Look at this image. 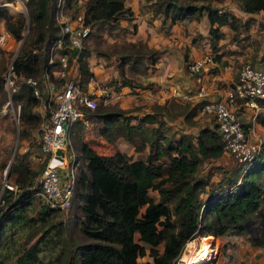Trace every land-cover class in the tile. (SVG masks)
I'll return each mask as SVG.
<instances>
[{
	"label": "trees",
	"instance_id": "obj_1",
	"mask_svg": "<svg viewBox=\"0 0 264 264\" xmlns=\"http://www.w3.org/2000/svg\"><path fill=\"white\" fill-rule=\"evenodd\" d=\"M221 1L162 0L160 7L163 16L168 15L169 22L183 18L197 20L204 14L209 23L210 44L215 48L214 40L221 36L219 25L228 23L234 27L236 23H246L239 16L216 4ZM232 2L237 9L246 13L264 9V0ZM23 3L26 14L20 13L10 19L11 15L6 8L0 6V18L4 19L7 32L15 38L20 36L23 29H27L24 42L27 37L26 41H30L37 48V52H32L30 45L26 47L22 44L11 60L15 85L14 92L11 91L12 99L18 105L14 115L19 124L36 126L37 122L39 125L47 116L42 78L43 73L47 72L48 77L54 79L50 64L46 61L48 47L58 35V27L54 22L55 0H25ZM80 5L76 0L72 4L66 0L65 8L73 13L80 9ZM131 14L123 0H91L84 6L83 21L91 26L92 23L102 20L129 18ZM63 43H66V39H63ZM84 48V44L78 51L74 47L66 48L70 56L76 55L75 80L83 86L92 75L83 56ZM119 71L122 75V70ZM4 73H0L1 92H4ZM26 76L37 77L40 98L33 95L31 85L24 79ZM16 81H20L18 86ZM120 84L134 85L125 76H121ZM3 100L2 95L0 103ZM38 102L45 112L41 118L33 110ZM199 107L200 103L197 106L191 105L189 110L182 107L180 113L188 121L189 116L199 110ZM89 111L92 115L103 116L100 133L107 140L113 139L120 129H125L123 135L131 140L134 132L139 130L141 143L148 140V150L144 157L132 158L123 151L112 154L97 153L86 142H79L78 153L82 164L80 167L77 165L73 195L76 191L80 199L79 227L87 240L76 244L74 253L65 264H175L184 242H188V238L198 233V230L214 235L241 234L246 230L245 219L251 218L250 211L256 210L259 217L261 216L262 211L257 207L264 188L259 182V174L263 172V167H258L257 164L262 163L259 155L246 167L236 163L239 174L222 185L217 183L218 187L210 190L212 194L206 200V209L214 218L212 222L206 221L204 230L200 228L197 195L207 178L196 176L194 172L203 158L217 157L223 152L219 135L213 125L200 127L194 139L187 133L179 132L172 139L174 144L170 147L171 140L158 126L163 120L150 112L144 113L136 122L131 123L128 116L121 120V112L112 107H103L96 103L93 108H84V116ZM145 121H154L156 124L147 128L148 133L141 134L146 129L143 126ZM165 139L167 144L164 147L159 146L161 149L157 148L155 143ZM162 150L167 151V162L158 160ZM8 169L9 173H14L11 178L13 187L9 188L6 180L0 186V222L5 220V224L9 222L8 225L12 226L16 220L22 218L12 214V207L22 210V204L33 196L34 187L30 186L34 184L41 169L38 173L33 171L17 158L16 152ZM249 169H252L253 175L246 174ZM230 172L231 170L227 171L226 175ZM149 189L155 190L157 194H150ZM44 206L48 210H55ZM5 224L0 226V234ZM134 234H137L140 242L134 239ZM201 235L203 234L199 236ZM247 238L252 244L263 241L253 235ZM159 243L161 248L157 247ZM77 252L79 257L75 261ZM143 254H147L150 260L137 263L136 256ZM17 260L42 264L32 245L25 249L23 255H18ZM45 263L51 264L50 260Z\"/></svg>",
	"mask_w": 264,
	"mask_h": 264
},
{
	"label": "rangeland",
	"instance_id": "obj_2",
	"mask_svg": "<svg viewBox=\"0 0 264 264\" xmlns=\"http://www.w3.org/2000/svg\"><path fill=\"white\" fill-rule=\"evenodd\" d=\"M24 1L0 0V6L5 7L11 15L10 19H13L17 14H26L21 11V3L25 9ZM89 1L91 0H76L79 5L81 4L79 8L82 10ZM69 2L72 4L73 0ZM161 2L162 0H123V4L132 12L131 17H118L92 23L90 33L84 41L83 56L88 69L92 72L88 81L93 95L96 96L97 104L120 111L121 120L124 116H128L131 123L136 122L146 112L161 118L163 123H159L158 126L161 132L167 134V138L171 140L169 146L172 147L174 144L172 139L179 132L187 133L194 139L200 127L213 125L211 116L201 111L200 107L189 116L188 121L180 113L182 107L189 110L191 105L197 106L200 103L199 100H183L169 94V86L172 82L185 84L180 81V72L187 74L185 63L193 59V56L189 54L190 49L193 50V47H196L201 54L208 53L211 60L217 64L208 63L207 71H221L220 74L227 80L224 83L229 85L242 63L264 61V9L246 13L237 9L232 0L216 3L226 11L239 16L242 21L245 20L246 23H236L234 27L228 23L219 25L221 36L214 40L215 48H213L209 40V23L204 14L197 20L183 18L169 22L168 15L164 17L162 14ZM0 31L6 34L4 44L0 45V73L2 74L12 54H15L22 44L26 47L30 45L29 49L32 52H37V48L32 46L30 41H26L27 37L24 42L27 29H23L20 36L15 38L5 29V21L2 18H0ZM75 71L76 64L73 73ZM121 76L127 77L134 85L120 84ZM16 83L18 86L20 81ZM3 88L4 92L0 91V98L2 95L4 97L3 102L0 103V186L6 180L10 188L13 187L11 178L14 173H9V169L5 171V167L7 164L10 165L14 152L17 153V158L36 173L43 166L44 159L39 149L38 122L36 126L19 124L14 115L18 105L12 99V92L8 97L5 84ZM33 110L40 118L45 113L39 102ZM86 115L75 122L69 134L72 149L76 154V165L79 164L80 167L82 164L78 153L80 141L86 142L93 150L101 154L123 151L132 158L145 156L148 140L141 143L139 130L134 132L131 140L123 135L125 129H120L113 139L107 140L100 133L103 127V116L92 115L91 111ZM168 120L170 123L167 122ZM255 121L254 132L260 138L259 160L262 161L257 164L258 167H263V172L259 174V182L264 188V113H258ZM155 124L154 121L143 122L146 129L141 134L148 133L147 128ZM155 144L158 145L157 148L164 147L167 139ZM65 156L67 159L70 158L69 151H65ZM158 160L168 161L166 150H162ZM236 166L232 156L223 153L217 157L203 158L194 172L196 176L207 178V182L205 181L197 195L200 211L199 225L203 230L206 221L212 222L214 218L213 214L208 213L206 209V200L212 194L210 190L237 176L239 168ZM230 170V174L226 175V172ZM246 174L253 175L252 169L247 170ZM149 193L157 194L152 189H149ZM1 202L0 199V204ZM22 205V210L13 207L11 209L16 217L22 216L21 220H16L12 226L8 225L9 222L5 224V220L0 222V226L5 224L0 234V263L35 264L17 260V256L23 255L25 249L32 245L42 264H46V260H50L51 264H65L74 253L76 244L87 240L79 227L80 199L76 191L70 205L61 211L46 209L35 195L30 196ZM257 208L264 213V192L260 196ZM249 216L259 218L256 210L250 211ZM260 230L262 229L258 222L250 224L245 231L241 232L240 240L230 234L214 235L198 230V233L188 238L190 239L188 242L187 240L184 242L177 260L181 258L185 264H190L188 263L191 258L190 253L193 250L198 251L201 242L199 235L203 234L202 237L209 235L206 240L210 250L198 264H264V233L261 234ZM249 235L257 236L263 241L252 244L247 238ZM134 239L140 242L137 234H134ZM207 244L204 243L205 246ZM157 247L161 248V243ZM78 257L77 252L75 261ZM147 260H150L147 254L136 256L137 263Z\"/></svg>",
	"mask_w": 264,
	"mask_h": 264
},
{
	"label": "built area",
	"instance_id": "obj_3",
	"mask_svg": "<svg viewBox=\"0 0 264 264\" xmlns=\"http://www.w3.org/2000/svg\"><path fill=\"white\" fill-rule=\"evenodd\" d=\"M66 0H55L54 22L58 35L47 50V64L54 79L43 73V90L47 116L37 126L39 149L44 159L43 167L36 177L33 188L35 195L44 205L63 210L72 200L76 182L75 152L69 134L72 124L84 117V108L95 107L97 100L89 81L81 85L75 80L76 55L70 56L66 48L78 51L90 33V25L83 21V10L70 13L65 8ZM21 10L24 9L21 3ZM5 32L0 31V45L5 42ZM66 39V43H63ZM3 75L6 91L14 90L11 60ZM55 61V63H54ZM209 54L197 56L185 63V70L194 80L192 89H185L172 82L169 94L185 99L200 101V110L207 112L219 135L221 149L232 156L243 167L251 164L261 153L260 138L254 132L255 116L264 112V61L242 63L231 83L217 98H207L208 92L202 72L211 63ZM37 77L26 76L32 93L40 98ZM9 101V100H8ZM249 112L248 121L241 116ZM59 149L60 152H56ZM65 151H69L67 159ZM181 259V258H180ZM176 259L175 264H185Z\"/></svg>",
	"mask_w": 264,
	"mask_h": 264
},
{
	"label": "crops",
	"instance_id": "obj_4",
	"mask_svg": "<svg viewBox=\"0 0 264 264\" xmlns=\"http://www.w3.org/2000/svg\"><path fill=\"white\" fill-rule=\"evenodd\" d=\"M193 48H194L193 50L190 49V51H189V54L191 56H193L192 58L204 55V54H201V51H199L196 47H193ZM211 63H216L217 64V62H214V61H212ZM220 72L221 71H219V70L218 71L214 70L213 72H209V71H207V68H206V71L202 72V78H203V80L205 82L206 89H207V92H208L207 98H215V97L217 98L218 96H220L224 92V90L228 86V85H226V83H224L227 80L224 78V76H222L220 74ZM180 75H181L180 76V81H183L185 84L180 85L178 83V85L180 87H182V88H185V89H192L194 87V81L192 79H189L188 78L189 76L187 74L183 73V71L180 72ZM232 80H233V78H231V81ZM231 81L229 82V84L231 83ZM174 83L177 84V82H174ZM187 85H189V86H187ZM191 86H192V88H189ZM244 113H245L244 114L245 117L241 116V119H242V121H244V122L246 121L247 122L248 121L247 118H249L250 114H249V112H246V111ZM169 119H171V118L169 117ZM167 122L170 123V120H168ZM206 126L210 127L211 125H206ZM213 126H214V123H213ZM223 153H225V152H222L221 154H223ZM225 154H227V153H225ZM259 218H261V216ZM228 234L233 235L238 240H240V238H241V234H236V233H228ZM230 240H232V239L230 238Z\"/></svg>",
	"mask_w": 264,
	"mask_h": 264
},
{
	"label": "bare ground",
	"instance_id": "obj_5",
	"mask_svg": "<svg viewBox=\"0 0 264 264\" xmlns=\"http://www.w3.org/2000/svg\"><path fill=\"white\" fill-rule=\"evenodd\" d=\"M6 171V170H5ZM208 238V236H204V237H202V236H200V246H199V248H198V251H196V250H193L190 254L192 255H190V260L188 261V263H190V264H198L199 263V261H200V259L201 258H203V256H205L207 253H208V251L210 250V246L207 244V239ZM202 239V240H201ZM203 241V242H202ZM205 241V242H204ZM204 243H206L207 244V246H205L204 245ZM196 251V252H195Z\"/></svg>",
	"mask_w": 264,
	"mask_h": 264
},
{
	"label": "water",
	"instance_id": "obj_6",
	"mask_svg": "<svg viewBox=\"0 0 264 264\" xmlns=\"http://www.w3.org/2000/svg\"><path fill=\"white\" fill-rule=\"evenodd\" d=\"M22 12H24V13H26V11H25V9H23V10H21ZM56 152L58 153V152H60V150L59 149H57L56 150ZM13 153V148H12V150H11V154ZM8 168H9V164H7L6 165V167H5V170H8ZM261 214V218H247V219H245V221H244V223H245V225H246V228H248V226H250V224H254V223H256V222H258V221H264V213H260ZM248 222H249V225H248ZM257 228V227H256ZM255 228V229H256ZM180 262H183L181 259H180Z\"/></svg>",
	"mask_w": 264,
	"mask_h": 264
},
{
	"label": "flooded vegetation",
	"instance_id": "obj_7",
	"mask_svg": "<svg viewBox=\"0 0 264 264\" xmlns=\"http://www.w3.org/2000/svg\"><path fill=\"white\" fill-rule=\"evenodd\" d=\"M258 225L261 226L262 230H260V233L263 234L264 233V221H261V220L258 221Z\"/></svg>",
	"mask_w": 264,
	"mask_h": 264
}]
</instances>
